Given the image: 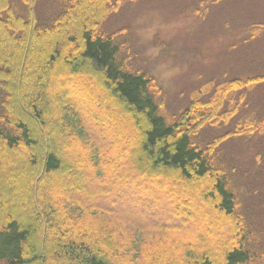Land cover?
I'll list each match as a JSON object with an SVG mask.
<instances>
[{"label":"trees","instance_id":"trees-1","mask_svg":"<svg viewBox=\"0 0 264 264\" xmlns=\"http://www.w3.org/2000/svg\"><path fill=\"white\" fill-rule=\"evenodd\" d=\"M49 1L54 11L40 20L38 0H0V264H264L260 232L239 209L236 166L221 159L224 143L264 131V116L201 138L208 125L232 121L264 74L211 82L170 121L154 79L127 63L129 42H116V32L101 28L127 0ZM85 77L94 81L85 92L114 108L104 115L116 114L119 135L124 126L136 131L135 141L127 134L129 151H105L100 142L108 138L88 120H100L94 101L84 98L87 113L67 96L68 82L81 87ZM57 134L70 140L62 144ZM86 174L92 185L82 181ZM159 179L160 195L147 201H169L180 210L186 201L170 188L187 183L192 190L182 191L191 195L205 184L200 196L213 201L203 203L215 215L202 218L215 229L230 223L229 237L220 235L211 249L201 235L213 232L201 231L198 246L185 250L175 240L162 243L176 232L163 226L156 244L144 223L131 225L103 201L118 186H138L143 194Z\"/></svg>","mask_w":264,"mask_h":264},{"label":"rangeland","instance_id":"rangeland-1","mask_svg":"<svg viewBox=\"0 0 264 264\" xmlns=\"http://www.w3.org/2000/svg\"><path fill=\"white\" fill-rule=\"evenodd\" d=\"M53 11L51 1L38 0L40 20L50 16ZM101 28L107 33L116 32V42H129L128 52L131 55L126 56L127 63L154 79L162 110L170 121L209 83L216 85L236 76L245 78L264 74V0H127L104 19ZM81 84L80 87L69 81L67 89L70 93L67 96L84 109V98L94 101L101 121H93L90 117L88 120L101 135L108 138L100 142L105 151L119 153L121 147L129 151V146L137 139L136 131L133 127L123 125V133L126 134L119 135L116 114H110L108 118L104 115L106 110L110 112L114 109L111 104H107L103 96L95 100V94L85 92L83 88L85 85L90 88L94 86L92 77H85ZM69 107L73 109L71 105ZM85 111L88 113L87 109ZM263 116L264 81L247 91L245 103L229 124L215 127L208 125L201 132V138L210 140L215 135L235 128L237 123L258 121ZM127 134L134 140H130ZM59 139L62 144L70 140L65 135L57 134L58 142ZM84 156L88 158L86 153ZM223 158L236 166V187L242 202L239 209L254 220L255 230L260 232L259 238L264 241V131L253 133L251 140L235 137L224 143ZM109 160L110 164L114 162V158ZM6 165L4 160L3 166ZM29 176L32 177L31 174ZM107 178L108 172L99 183L105 182ZM92 180L93 176L87 174L82 177L83 182L91 185ZM163 184L162 179L156 184L150 183L143 194H138L143 191L138 186H118L104 196L103 201L131 218V225L144 223L150 228L149 237L155 242L160 237L156 232L163 226L175 228L176 232L165 234L162 243L173 244L175 240L185 250L198 246L202 241L199 237L201 231L213 232L201 235L205 236L206 242L211 243V249L218 247L220 235L229 237L230 223L220 222L223 227L215 229L203 219V216L212 219L215 215L213 210L205 207L200 196L205 184H197L199 192L195 189L191 195L183 193L192 190L187 183L185 189L180 190L178 186L170 188L178 198L186 201L187 210H180L169 201L159 203L160 199L157 198L158 204L147 201L157 197V193L160 195L157 188ZM121 188H127L128 191L120 192ZM208 200L204 201L207 206H213V201ZM120 224L117 222L115 225Z\"/></svg>","mask_w":264,"mask_h":264}]
</instances>
